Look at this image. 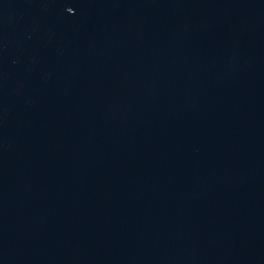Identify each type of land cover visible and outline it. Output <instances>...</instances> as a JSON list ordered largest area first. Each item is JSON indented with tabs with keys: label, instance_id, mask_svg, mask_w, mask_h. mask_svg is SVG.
<instances>
[{
	"label": "water",
	"instance_id": "water-1",
	"mask_svg": "<svg viewBox=\"0 0 264 264\" xmlns=\"http://www.w3.org/2000/svg\"><path fill=\"white\" fill-rule=\"evenodd\" d=\"M0 264H264V0H0Z\"/></svg>",
	"mask_w": 264,
	"mask_h": 264
}]
</instances>
